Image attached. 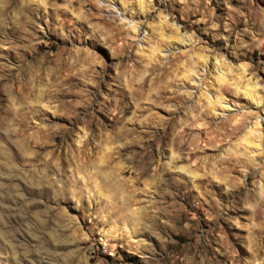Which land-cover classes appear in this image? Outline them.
Masks as SVG:
<instances>
[{
  "label": "rangeland",
  "instance_id": "obj_1",
  "mask_svg": "<svg viewBox=\"0 0 264 264\" xmlns=\"http://www.w3.org/2000/svg\"><path fill=\"white\" fill-rule=\"evenodd\" d=\"M0 264H264V0H0Z\"/></svg>",
  "mask_w": 264,
  "mask_h": 264
}]
</instances>
